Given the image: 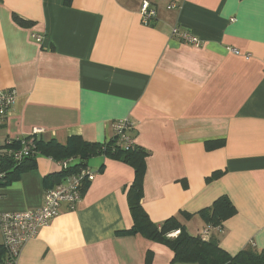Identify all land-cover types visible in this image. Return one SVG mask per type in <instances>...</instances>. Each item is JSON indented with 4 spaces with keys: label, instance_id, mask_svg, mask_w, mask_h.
I'll return each instance as SVG.
<instances>
[{
    "label": "crops",
    "instance_id": "obj_1",
    "mask_svg": "<svg viewBox=\"0 0 264 264\" xmlns=\"http://www.w3.org/2000/svg\"><path fill=\"white\" fill-rule=\"evenodd\" d=\"M143 1L0 0V89L16 92L0 144L34 132L45 144L76 136L103 143L114 121L128 118L146 151L141 203L150 219L177 217L198 235L207 226L200 210L226 195L235 211L209 235L232 256L259 252L264 0H148L157 9L151 25L142 22ZM174 27L201 45L181 41ZM37 154L19 177L0 181V214L40 207L46 189L65 180L56 160ZM88 166L95 178L76 208L42 226L19 264H198L131 232V163L93 154Z\"/></svg>",
    "mask_w": 264,
    "mask_h": 264
},
{
    "label": "trees",
    "instance_id": "obj_2",
    "mask_svg": "<svg viewBox=\"0 0 264 264\" xmlns=\"http://www.w3.org/2000/svg\"><path fill=\"white\" fill-rule=\"evenodd\" d=\"M16 18L20 24L30 25L20 17L16 16ZM128 133L134 138V128L128 130ZM38 134L32 133L21 139H7L4 144H0V181L9 183L19 177L24 170L35 164L34 159L38 152H46L56 161L69 157L76 158L75 164L69 170H61L57 174V177H59L58 181L75 172L79 166L88 165V159L93 154L117 156L131 163L136 173L135 180L128 191L130 211L134 223L131 232H138L153 240L167 243L174 250L175 260L180 262L198 264H264V249L258 252L248 248L232 256L219 246L218 241L213 236L205 237L202 234H190L177 217H172L161 225L153 222L141 203L146 151L138 148L135 138L134 145L126 149L119 143L116 135H113L103 143L86 142L80 136H76L71 138L67 145H61L56 141L47 144L42 143ZM32 137L35 143L32 152L20 159L16 158L15 152L23 147L24 140ZM214 174L215 178L220 173L214 172ZM234 211L235 206L230 198L222 195L216 199L213 205L200 210V214L204 217L207 225L211 226V233L213 228L221 229L222 220L230 216ZM176 230H179L176 236L169 235ZM5 255L6 251L1 243L0 264H3Z\"/></svg>",
    "mask_w": 264,
    "mask_h": 264
},
{
    "label": "built area",
    "instance_id": "obj_3",
    "mask_svg": "<svg viewBox=\"0 0 264 264\" xmlns=\"http://www.w3.org/2000/svg\"><path fill=\"white\" fill-rule=\"evenodd\" d=\"M176 6L170 3L168 9ZM142 22L145 25H151L157 17V9L150 1L144 0L140 7ZM173 34L178 36L181 41L199 46L201 40L189 31H179L174 27ZM40 41V35H34ZM234 53L240 55L238 49L233 48ZM250 55H246L248 58ZM16 100L14 89H0V123L7 118L8 112ZM134 128L130 119H120L114 121V134L118 137L119 143L126 149L134 145V138L128 133V130ZM37 133V132H34ZM32 134V133H31ZM34 138L24 140L23 147L15 152V157L20 159L29 155L34 148ZM74 157L56 161L60 170H69L75 164ZM95 178V172L88 165H81L78 169L66 176L65 180L53 187L46 189L44 201L38 208L26 211L3 212L0 214V232L2 245L5 248L6 255L3 264H19V255L24 244L37 236L39 229L47 225L53 218L60 214L63 208L75 209L83 197L84 189ZM211 226L207 225L202 235L208 237ZM179 230L170 233V236H176Z\"/></svg>",
    "mask_w": 264,
    "mask_h": 264
}]
</instances>
